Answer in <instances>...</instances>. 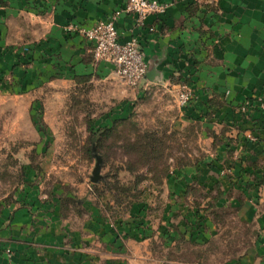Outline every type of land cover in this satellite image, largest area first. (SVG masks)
<instances>
[{"label": "rangeland", "instance_id": "obj_1", "mask_svg": "<svg viewBox=\"0 0 264 264\" xmlns=\"http://www.w3.org/2000/svg\"><path fill=\"white\" fill-rule=\"evenodd\" d=\"M29 23L22 17V39L6 29L8 45L35 40ZM10 70H0L2 226L18 210L31 221L55 219L70 228L94 212L105 223L146 228L153 264H226L253 244L257 228L231 201L241 193L192 178L208 167L220 140L212 128L180 118L174 88L116 87L59 71L32 79ZM93 153L100 157L96 183ZM179 173L189 178L172 181ZM161 228L177 233L163 242Z\"/></svg>", "mask_w": 264, "mask_h": 264}, {"label": "crops", "instance_id": "obj_2", "mask_svg": "<svg viewBox=\"0 0 264 264\" xmlns=\"http://www.w3.org/2000/svg\"><path fill=\"white\" fill-rule=\"evenodd\" d=\"M156 1L168 4L163 13L135 24L131 14L120 12L115 22L120 41L136 36L144 55L146 72L135 87L118 79L109 64L93 63L90 44L79 33L62 29L67 23L89 27L122 7V0H3L0 70L32 79L54 71L92 74L116 87L118 82L132 89L161 84L174 93L179 83H188L193 98L178 108L180 118L212 128L220 140L208 153V167L192 178L203 186L217 182L223 191L238 190L241 199H231L236 213L257 228L253 244L226 264H264V112L256 102L257 97L264 101V0ZM22 17L31 22L29 36L36 38L8 45L7 28L22 39ZM179 176L172 181L189 178ZM93 213L78 228L55 219L31 221L23 210L14 212L8 225L0 219V264L7 259L14 264H153L146 228L105 223ZM158 233L165 242L177 231Z\"/></svg>", "mask_w": 264, "mask_h": 264}, {"label": "built area", "instance_id": "obj_3", "mask_svg": "<svg viewBox=\"0 0 264 264\" xmlns=\"http://www.w3.org/2000/svg\"><path fill=\"white\" fill-rule=\"evenodd\" d=\"M123 6L114 10L104 19H99L89 27L70 23L66 31L79 33L90 44V56L93 63L104 62L111 66L114 75L129 87L137 86L146 72V62L137 38L131 35L120 41L115 22L120 12L131 14L135 24H141L150 14L163 13L167 3L156 0H122ZM178 107L186 106L193 98V89L188 83H179L174 93ZM256 102L264 112V101L256 98ZM250 105V100L245 107ZM244 107V108H245ZM248 139L255 140L250 133ZM5 264H14L7 259Z\"/></svg>", "mask_w": 264, "mask_h": 264}, {"label": "water", "instance_id": "obj_4", "mask_svg": "<svg viewBox=\"0 0 264 264\" xmlns=\"http://www.w3.org/2000/svg\"><path fill=\"white\" fill-rule=\"evenodd\" d=\"M94 158H95V163H94L93 169L91 171V175H90V181L91 182L97 181L100 177V174H99L100 157L98 155H95Z\"/></svg>", "mask_w": 264, "mask_h": 264}, {"label": "trees", "instance_id": "obj_5", "mask_svg": "<svg viewBox=\"0 0 264 264\" xmlns=\"http://www.w3.org/2000/svg\"><path fill=\"white\" fill-rule=\"evenodd\" d=\"M91 138H92V137H91ZM93 155L95 156V155H97V154L93 153ZM100 179H101V176L99 177V179H98L97 181H95V182H93V183L98 182ZM216 183H217V182H216Z\"/></svg>", "mask_w": 264, "mask_h": 264}]
</instances>
